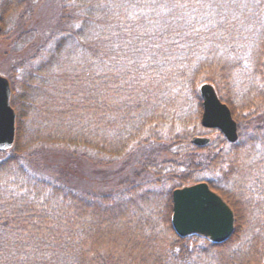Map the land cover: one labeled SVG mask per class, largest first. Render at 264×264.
<instances>
[{
    "label": "trees",
    "instance_id": "obj_1",
    "mask_svg": "<svg viewBox=\"0 0 264 264\" xmlns=\"http://www.w3.org/2000/svg\"><path fill=\"white\" fill-rule=\"evenodd\" d=\"M159 1L0 0L1 35L24 46L3 53L24 91L11 100L15 144L0 149V264H264V20L241 32L177 11L141 19ZM169 1L181 13L209 5ZM219 32L230 43L216 64L201 46ZM203 82L231 107L236 142H192L217 130L201 124ZM245 155L250 176L235 182ZM199 180L235 212L223 242L173 226V189Z\"/></svg>",
    "mask_w": 264,
    "mask_h": 264
},
{
    "label": "water",
    "instance_id": "obj_2",
    "mask_svg": "<svg viewBox=\"0 0 264 264\" xmlns=\"http://www.w3.org/2000/svg\"><path fill=\"white\" fill-rule=\"evenodd\" d=\"M11 93L8 77L0 73V149L11 148L16 140L17 113L11 104ZM200 93L203 100L202 125L220 129L229 141L235 142L239 136L238 125L229 105L220 99L211 82H204L200 86ZM192 141L203 145L209 143L211 138L195 135ZM172 197V222L181 236L200 233L215 242H223L232 234L234 211L207 181L177 187Z\"/></svg>",
    "mask_w": 264,
    "mask_h": 264
},
{
    "label": "rangeland",
    "instance_id": "obj_3",
    "mask_svg": "<svg viewBox=\"0 0 264 264\" xmlns=\"http://www.w3.org/2000/svg\"><path fill=\"white\" fill-rule=\"evenodd\" d=\"M148 1H150V0H148ZM208 1H209L207 3V4H209L208 8L203 7L199 10L197 9L196 11L194 9H192V10L187 9V10H184L183 13H181V10L174 8L175 6L177 7V4H175V2H171L169 0H164V1H159V2H149L147 4L144 3L143 5H141L140 11H141L142 16H140V17H141V19H145V20L148 19L149 21H151V22L148 21L149 23L153 22V17L158 18L161 15H163V17L165 19H169L170 21H172V19L169 18L168 16L172 15V13L174 11H177L176 14H178V15H176V17L180 16L181 14H183L184 16L188 15L187 17H189V15H191L192 17L197 16L198 18H201V21H203V22H207L205 24H199L200 28L212 26V27H216L217 30H220V29L225 30V28L227 27V29L229 31V29L233 27V29L238 28V30H240L241 32L242 31H248L249 29H251V27L253 25H255L257 23L259 24V22L261 20H264V2H263V0H208ZM169 6H170L171 10H170ZM172 9H175V10H172ZM253 15H258L259 21H258V17H252ZM9 23H10L9 21H6L5 26L8 27ZM147 23L143 22V29L147 28ZM2 28H3V26H2ZM241 29H243V30H241ZM6 30H8V29H6ZM2 31H3V29L0 31V73L7 76L8 71L11 70L13 72V74H15V75L17 73L21 74L17 70L16 67L15 68L13 67V61H10L6 56L3 55V53L5 52V50L7 52L12 51L11 47L14 50H16L18 48L21 49V47L23 45L15 42V40H14L16 37L15 34L12 35L13 37H11L10 34H8V33H7V35L6 34L1 35ZM218 36H221L220 32H219V35H213L214 38H211L213 41H209L207 44L203 43V45L201 46L203 48L209 47V49L214 48L213 50H215L216 51L215 53L218 55V56L217 55L213 56L214 57L213 60L215 61L216 64L223 63V60H222L223 57L222 56L224 55V52H228L227 51L228 50L227 44L230 43L226 37L218 39ZM1 37H3V38H1ZM69 46L73 47V45H69ZM249 48H250V50H248V52H250L251 55H252L253 51L255 52L257 50V48L254 46H252V47L249 46ZM260 55L261 54L259 53L258 56H260ZM20 67L25 68L26 66L23 67V63H22ZM24 74H25V72H24ZM16 80L18 82L16 92H17V95L20 96V94H21L20 92L24 91V87H23L24 83H22L19 78H16ZM9 81H10V79H9ZM160 82H161L160 83L161 86L163 87L165 85V81H160ZM254 83L256 84V81L252 80L249 87L252 88V85ZM202 84L203 83H201L200 86ZM10 85H11V82H10ZM200 86H199V91H200ZM32 87H34V89L32 90L33 93H32L31 98H37L38 100H40V99H44L46 97L42 91H39L40 90L39 85L33 84ZM11 90H12V93H11V100H12V97H14L13 92H15L13 90L12 85H11ZM17 90H19L20 92H18ZM252 97H254V96H252ZM252 97H249V98L254 99L256 101L261 98L260 94L255 95L254 98H252ZM240 100L241 99H239L235 103L236 109L237 108L242 109L246 105L245 100L242 102ZM37 101L35 100L36 106L38 104ZM202 105H203V100H202ZM13 107L15 108L14 105H13ZM26 107H29V106H26ZM195 107L197 110L198 107L193 102V103H191L189 109L192 108L194 110ZM230 109H231V107H230ZM15 111L17 113L16 118L19 119L18 118V112H17L16 108H15ZM231 111H232V109H231ZM36 113H38V106L33 108V110H30V111H29V109H26L25 114L23 113V116H22L23 123L24 124L25 123L30 124V122L33 121V116ZM232 114H233V111H232ZM247 114L242 113V115H240L241 118L244 120L243 121L244 127L246 125H248L246 123ZM233 116H234V114H233ZM201 117H202V114H201ZM29 124H26V125H29ZM248 134L249 133H245L244 138L248 137L249 136ZM196 135H198V134H196ZM202 135L210 136L212 138L211 142H217V141L222 140V134L219 130H213V131H210V132H208L206 134H202ZM239 137H240V135H239ZM27 154L28 155L33 154L32 156H34V154H36V153L34 152V149H31V150H27ZM254 155L255 154L252 153V156H254ZM26 159L27 158H25V160ZM243 161H245L244 166L242 168H239L237 170V172L232 176V179L235 182H240L241 180H244V179L247 180V178L250 176V170L248 172L246 171L249 169L248 164H247V163H249L247 161V155H245L243 157ZM37 169H38V167H37ZM30 171H32L34 173V171L32 169ZM206 181L209 182L208 180H206Z\"/></svg>",
    "mask_w": 264,
    "mask_h": 264
}]
</instances>
